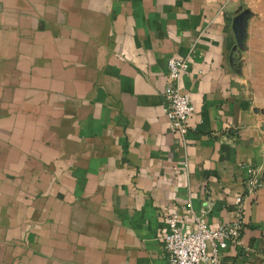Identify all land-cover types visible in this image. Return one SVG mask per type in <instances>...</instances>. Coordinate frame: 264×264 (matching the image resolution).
<instances>
[{
  "label": "crops",
  "instance_id": "obj_1",
  "mask_svg": "<svg viewBox=\"0 0 264 264\" xmlns=\"http://www.w3.org/2000/svg\"><path fill=\"white\" fill-rule=\"evenodd\" d=\"M241 0H0V264H165L163 222L237 218L264 169ZM191 50H193L191 52ZM194 112L169 130L168 60ZM223 264H264V185Z\"/></svg>",
  "mask_w": 264,
  "mask_h": 264
},
{
  "label": "built area",
  "instance_id": "obj_2",
  "mask_svg": "<svg viewBox=\"0 0 264 264\" xmlns=\"http://www.w3.org/2000/svg\"><path fill=\"white\" fill-rule=\"evenodd\" d=\"M188 66V58L171 57L168 60L166 86L162 93L169 130L183 139L188 132L187 120L194 112L189 95L181 88L182 75ZM261 169V166L247 167L244 192L234 201L237 218L233 222L211 228L195 217L194 227L185 230L180 227L177 215H169L163 222L164 234L161 237L165 264H223L221 251L241 245L240 237L245 228V201L255 197L262 187Z\"/></svg>",
  "mask_w": 264,
  "mask_h": 264
},
{
  "label": "rangeland",
  "instance_id": "obj_3",
  "mask_svg": "<svg viewBox=\"0 0 264 264\" xmlns=\"http://www.w3.org/2000/svg\"><path fill=\"white\" fill-rule=\"evenodd\" d=\"M240 15L242 24L237 40V82L260 117L264 155V0H241ZM261 179L263 186L264 176L261 175Z\"/></svg>",
  "mask_w": 264,
  "mask_h": 264
},
{
  "label": "water",
  "instance_id": "obj_4",
  "mask_svg": "<svg viewBox=\"0 0 264 264\" xmlns=\"http://www.w3.org/2000/svg\"><path fill=\"white\" fill-rule=\"evenodd\" d=\"M240 19H241V16H240ZM241 21V20H240ZM241 24H242V21L240 22V30H241Z\"/></svg>",
  "mask_w": 264,
  "mask_h": 264
}]
</instances>
